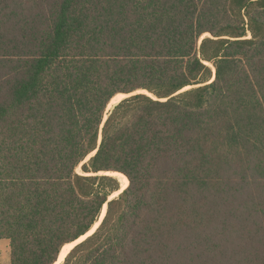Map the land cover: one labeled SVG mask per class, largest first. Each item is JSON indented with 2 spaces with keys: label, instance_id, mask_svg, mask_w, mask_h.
Returning <instances> with one entry per match:
<instances>
[{
  "label": "trees",
  "instance_id": "16d2710c",
  "mask_svg": "<svg viewBox=\"0 0 264 264\" xmlns=\"http://www.w3.org/2000/svg\"><path fill=\"white\" fill-rule=\"evenodd\" d=\"M105 204L61 264H264V0H0L10 264Z\"/></svg>",
  "mask_w": 264,
  "mask_h": 264
},
{
  "label": "bare ground",
  "instance_id": "6f19581e",
  "mask_svg": "<svg viewBox=\"0 0 264 264\" xmlns=\"http://www.w3.org/2000/svg\"><path fill=\"white\" fill-rule=\"evenodd\" d=\"M136 92H145V93H148L146 90H138V91H136ZM133 93H134V92H133ZM130 94H132V93H130ZM148 94H149V93H148ZM127 95H129V94H118V95L113 96V97L111 98L109 104L107 105V110H110V109L113 107V105L115 106V104H116L117 102H119L122 98H124V97L127 96ZM89 156H90V155H89ZM89 156H88V157H89ZM88 157H87V158H88ZM101 173L114 174V175H115V174H118V175H120L121 178H122V185H121V188H120L118 191L113 192V193L110 195L109 198H113L114 196L118 195L119 192L125 188V186H126V179H125V177L123 176V174L116 173V172H108V171H107V172H103V171H101ZM115 176H116V175H115ZM105 212H106V205L103 206L102 215H101L100 220L103 218ZM100 220L97 221V222L93 225V227H92V228H91V229H90L85 235L81 236L80 238H78L77 240H75V241H73V242H70V243L64 245V246L62 247L61 251H60L59 259H58L57 262L55 261V262H56L55 264H59V263H61V262L63 261L64 257L66 256V254L69 252V250H70V249H71L76 243L82 241L83 239L86 238V236H88L89 234H91V233L96 229V227L99 225Z\"/></svg>",
  "mask_w": 264,
  "mask_h": 264
},
{
  "label": "rangeland",
  "instance_id": "374dc122",
  "mask_svg": "<svg viewBox=\"0 0 264 264\" xmlns=\"http://www.w3.org/2000/svg\"><path fill=\"white\" fill-rule=\"evenodd\" d=\"M205 35H208V34H205ZM204 35V36H205ZM211 66V65H210ZM134 93H137V92H134ZM145 93V92H144ZM128 96H130V94L129 95H127V96H125L124 98H126V97H128ZM124 98H122V99H124ZM121 99V100H122ZM77 171H80V168L78 167L77 168ZM112 176H115V177H117L118 179H119V182H120V188H121V185H122V178H121V176L120 175H118V174H111ZM129 183V182H128ZM127 186H128V184H127ZM119 194H120V192H119ZM118 194V195H119ZM118 195H116V196H114V197H117ZM110 197V196H109ZM113 197V198H114ZM112 199V198H111ZM103 210V209H102ZM101 215H102V212H101ZM101 215H100V218H101ZM100 218H99V220H100ZM98 220V221H99ZM100 223V222H99ZM97 228V227H96ZM81 242V241H80ZM77 244V243H76ZM74 247V246H73ZM62 263V262H61ZM61 263H59V264H61ZM0 264H10V246H9V240L8 239H5V238H1L0 239Z\"/></svg>",
  "mask_w": 264,
  "mask_h": 264
},
{
  "label": "water",
  "instance_id": "95a60500",
  "mask_svg": "<svg viewBox=\"0 0 264 264\" xmlns=\"http://www.w3.org/2000/svg\"><path fill=\"white\" fill-rule=\"evenodd\" d=\"M213 79H214V78H213ZM137 93H144V92H137ZM133 94H135V93H132V94H130V95H133ZM148 95H149V94H148ZM117 103H118V102H117ZM107 111H108V110L106 109V112H107ZM104 119H106V115H105ZM105 174H106V173H105ZM120 174H122V173H120ZM107 175H111V174H107ZM124 176H125V175H124ZM125 188H126V187H125ZM125 188H124V189H125ZM124 189H123V190H124ZM123 190H121L120 193H121ZM110 199H111V198H109V200H110ZM105 205H106V204H105ZM106 207H107V206H106ZM103 217H104V216H103ZM101 220H102V219H101ZM101 220H100V222H101ZM99 224H100V223H99ZM93 232H94V231H93ZM93 232H92V233H93ZM89 235H90V234H89ZM89 235H88V236H89ZM86 237H87V236H86ZM78 243H79V242H78ZM75 245H76V244H75ZM59 254H60V253H59ZM66 255H67V254H66ZM64 258H65V257H64ZM58 259H59V256H58V258H57V261H58ZM63 260H64V259H63ZM57 261H56V262H57ZM56 262H55V263H56ZM62 262H63V261H62ZM55 263H54V264H55Z\"/></svg>",
  "mask_w": 264,
  "mask_h": 264
}]
</instances>
